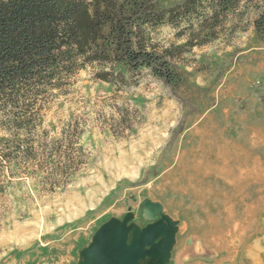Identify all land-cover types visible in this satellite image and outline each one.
<instances>
[{
    "label": "rangeland",
    "instance_id": "rangeland-1",
    "mask_svg": "<svg viewBox=\"0 0 264 264\" xmlns=\"http://www.w3.org/2000/svg\"><path fill=\"white\" fill-rule=\"evenodd\" d=\"M241 10L233 32L203 43L152 32L180 47L176 85L147 70L128 84L96 77L98 65L76 74L41 128L80 121L83 166L64 188L25 177L0 194V264H81L98 229L128 215L175 222L166 264H264V41Z\"/></svg>",
    "mask_w": 264,
    "mask_h": 264
},
{
    "label": "trees",
    "instance_id": "trees-1",
    "mask_svg": "<svg viewBox=\"0 0 264 264\" xmlns=\"http://www.w3.org/2000/svg\"><path fill=\"white\" fill-rule=\"evenodd\" d=\"M242 7L264 41V0H0V194L25 177L55 191L81 170V122L66 121L58 136L41 128L81 69L98 65L96 77L119 84L147 70L176 85L180 47L160 48L152 32L171 25L207 42L233 32Z\"/></svg>",
    "mask_w": 264,
    "mask_h": 264
},
{
    "label": "water",
    "instance_id": "water-1",
    "mask_svg": "<svg viewBox=\"0 0 264 264\" xmlns=\"http://www.w3.org/2000/svg\"><path fill=\"white\" fill-rule=\"evenodd\" d=\"M130 218H112L104 223L82 250L81 264L168 263L176 242L175 222L163 215L141 228L129 224Z\"/></svg>",
    "mask_w": 264,
    "mask_h": 264
},
{
    "label": "bare ground",
    "instance_id": "bare-ground-1",
    "mask_svg": "<svg viewBox=\"0 0 264 264\" xmlns=\"http://www.w3.org/2000/svg\"><path fill=\"white\" fill-rule=\"evenodd\" d=\"M222 171H223L224 173H226V170H225V169H223ZM231 179H233V178H230L229 180H231ZM231 181H232V180H231Z\"/></svg>",
    "mask_w": 264,
    "mask_h": 264
},
{
    "label": "flooded vegetation",
    "instance_id": "flooded-vegetation-1",
    "mask_svg": "<svg viewBox=\"0 0 264 264\" xmlns=\"http://www.w3.org/2000/svg\"><path fill=\"white\" fill-rule=\"evenodd\" d=\"M158 241V240H157Z\"/></svg>",
    "mask_w": 264,
    "mask_h": 264
}]
</instances>
